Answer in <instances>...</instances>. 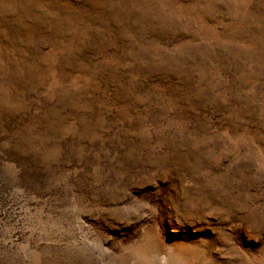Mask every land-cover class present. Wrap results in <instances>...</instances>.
I'll use <instances>...</instances> for the list:
<instances>
[{
    "label": "rangeland",
    "instance_id": "374dc122",
    "mask_svg": "<svg viewBox=\"0 0 264 264\" xmlns=\"http://www.w3.org/2000/svg\"><path fill=\"white\" fill-rule=\"evenodd\" d=\"M0 264H264V0H0Z\"/></svg>",
    "mask_w": 264,
    "mask_h": 264
}]
</instances>
